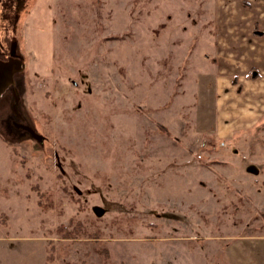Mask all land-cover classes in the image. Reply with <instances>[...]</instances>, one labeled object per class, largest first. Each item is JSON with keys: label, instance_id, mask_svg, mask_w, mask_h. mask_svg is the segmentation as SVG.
<instances>
[{"label": "rangeland", "instance_id": "rangeland-1", "mask_svg": "<svg viewBox=\"0 0 264 264\" xmlns=\"http://www.w3.org/2000/svg\"><path fill=\"white\" fill-rule=\"evenodd\" d=\"M251 19L264 0H0L22 65L0 264H264V119L216 131L222 44Z\"/></svg>", "mask_w": 264, "mask_h": 264}, {"label": "crops", "instance_id": "crops-1", "mask_svg": "<svg viewBox=\"0 0 264 264\" xmlns=\"http://www.w3.org/2000/svg\"><path fill=\"white\" fill-rule=\"evenodd\" d=\"M251 20V26L232 29L222 44L223 68L215 81L216 131L222 138L264 119V26Z\"/></svg>", "mask_w": 264, "mask_h": 264}, {"label": "water", "instance_id": "water-1", "mask_svg": "<svg viewBox=\"0 0 264 264\" xmlns=\"http://www.w3.org/2000/svg\"><path fill=\"white\" fill-rule=\"evenodd\" d=\"M21 67L17 58L0 59V94L14 81V73Z\"/></svg>", "mask_w": 264, "mask_h": 264}]
</instances>
